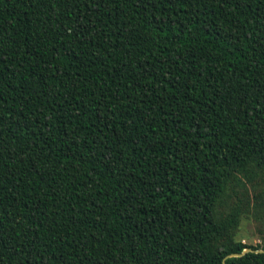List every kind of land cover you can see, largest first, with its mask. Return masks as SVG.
<instances>
[{
    "label": "trees",
    "instance_id": "16d2710c",
    "mask_svg": "<svg viewBox=\"0 0 264 264\" xmlns=\"http://www.w3.org/2000/svg\"><path fill=\"white\" fill-rule=\"evenodd\" d=\"M254 177L264 0H0V264H264Z\"/></svg>",
    "mask_w": 264,
    "mask_h": 264
},
{
    "label": "rangeland",
    "instance_id": "374dc122",
    "mask_svg": "<svg viewBox=\"0 0 264 264\" xmlns=\"http://www.w3.org/2000/svg\"><path fill=\"white\" fill-rule=\"evenodd\" d=\"M249 193V207L245 208V212L241 215V220L238 226V230L236 233V238L240 239L243 242L250 243L253 245H261L264 242V212L262 207H257L254 209V186L259 188L264 185L258 177H254L252 183H246ZM257 192V191H256ZM240 198L241 195L238 194ZM242 199H238L236 197L235 200L241 201V203H245V197H241ZM234 199L233 202H236Z\"/></svg>",
    "mask_w": 264,
    "mask_h": 264
},
{
    "label": "water",
    "instance_id": "95a60500",
    "mask_svg": "<svg viewBox=\"0 0 264 264\" xmlns=\"http://www.w3.org/2000/svg\"><path fill=\"white\" fill-rule=\"evenodd\" d=\"M252 250H253L252 248H245L242 252L229 253V254H227V255L224 257V259H223V264H225L224 260H225V258H227V257H231V256H240V255H242V254H244V253H246V252H248V251H252ZM255 251H256V252H264L263 249H256Z\"/></svg>",
    "mask_w": 264,
    "mask_h": 264
}]
</instances>
